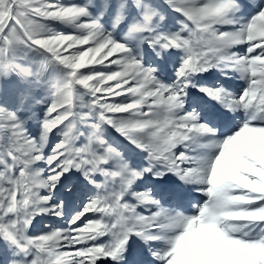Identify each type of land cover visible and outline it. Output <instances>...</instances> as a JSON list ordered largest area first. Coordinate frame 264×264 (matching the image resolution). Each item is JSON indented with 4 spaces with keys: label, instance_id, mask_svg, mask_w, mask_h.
Listing matches in <instances>:
<instances>
[{
    "label": "snow or ice",
    "instance_id": "6c2138e0",
    "mask_svg": "<svg viewBox=\"0 0 264 264\" xmlns=\"http://www.w3.org/2000/svg\"><path fill=\"white\" fill-rule=\"evenodd\" d=\"M0 264H264V0H0Z\"/></svg>",
    "mask_w": 264,
    "mask_h": 264
},
{
    "label": "rangeland",
    "instance_id": "374dc122",
    "mask_svg": "<svg viewBox=\"0 0 264 264\" xmlns=\"http://www.w3.org/2000/svg\"><path fill=\"white\" fill-rule=\"evenodd\" d=\"M64 2H65V3H72L73 0H64ZM58 27L63 28V26H58ZM236 83H237V85H239L240 83H242V81H236ZM41 219H42V218H40V217L37 218L38 221L41 220ZM42 227H43L42 224L37 223V224L35 225V227L32 229V231H33V232H38L39 229L42 228Z\"/></svg>",
    "mask_w": 264,
    "mask_h": 264
}]
</instances>
